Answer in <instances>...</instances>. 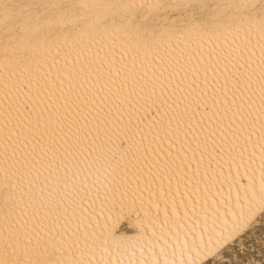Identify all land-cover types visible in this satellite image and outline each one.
Masks as SVG:
<instances>
[{
    "label": "snow or ice",
    "instance_id": "6c2138e0",
    "mask_svg": "<svg viewBox=\"0 0 264 264\" xmlns=\"http://www.w3.org/2000/svg\"><path fill=\"white\" fill-rule=\"evenodd\" d=\"M256 236L264 0H0V264H252Z\"/></svg>",
    "mask_w": 264,
    "mask_h": 264
},
{
    "label": "rangeland",
    "instance_id": "374dc122",
    "mask_svg": "<svg viewBox=\"0 0 264 264\" xmlns=\"http://www.w3.org/2000/svg\"><path fill=\"white\" fill-rule=\"evenodd\" d=\"M245 243L244 259L251 261L252 264H264V246L261 245L259 237L248 238Z\"/></svg>",
    "mask_w": 264,
    "mask_h": 264
},
{
    "label": "bare ground",
    "instance_id": "6f19581e",
    "mask_svg": "<svg viewBox=\"0 0 264 264\" xmlns=\"http://www.w3.org/2000/svg\"><path fill=\"white\" fill-rule=\"evenodd\" d=\"M137 257H139V253H137ZM121 259H124L125 261H127V259L129 258L128 256H124V257H120Z\"/></svg>",
    "mask_w": 264,
    "mask_h": 264
}]
</instances>
